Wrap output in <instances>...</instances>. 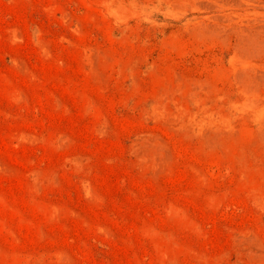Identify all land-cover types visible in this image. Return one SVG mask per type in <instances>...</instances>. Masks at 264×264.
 Here are the masks:
<instances>
[{
    "label": "rangeland",
    "instance_id": "rangeland-1",
    "mask_svg": "<svg viewBox=\"0 0 264 264\" xmlns=\"http://www.w3.org/2000/svg\"><path fill=\"white\" fill-rule=\"evenodd\" d=\"M0 264H264V0H0Z\"/></svg>",
    "mask_w": 264,
    "mask_h": 264
}]
</instances>
